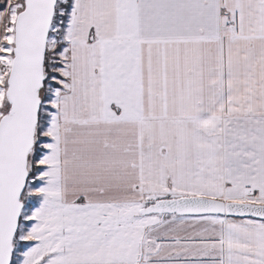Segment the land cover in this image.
<instances>
[{
  "label": "snow or ice",
  "instance_id": "obj_1",
  "mask_svg": "<svg viewBox=\"0 0 264 264\" xmlns=\"http://www.w3.org/2000/svg\"><path fill=\"white\" fill-rule=\"evenodd\" d=\"M0 264H264V0H0Z\"/></svg>",
  "mask_w": 264,
  "mask_h": 264
}]
</instances>
